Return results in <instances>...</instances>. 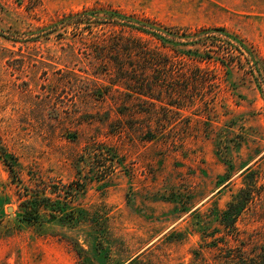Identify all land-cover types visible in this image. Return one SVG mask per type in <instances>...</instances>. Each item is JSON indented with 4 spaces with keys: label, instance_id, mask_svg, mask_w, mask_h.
Segmentation results:
<instances>
[{
    "label": "rangeland",
    "instance_id": "rangeland-1",
    "mask_svg": "<svg viewBox=\"0 0 264 264\" xmlns=\"http://www.w3.org/2000/svg\"><path fill=\"white\" fill-rule=\"evenodd\" d=\"M100 7L186 36L223 27L231 39L200 61L129 25L61 28L64 15ZM116 57L130 75L169 74L161 98L113 84ZM140 57L173 65L131 70ZM252 173L259 192L226 225ZM28 187L62 199L64 214L49 205L26 220ZM132 259L264 264V0H0V264Z\"/></svg>",
    "mask_w": 264,
    "mask_h": 264
},
{
    "label": "trees",
    "instance_id": "trees-1",
    "mask_svg": "<svg viewBox=\"0 0 264 264\" xmlns=\"http://www.w3.org/2000/svg\"><path fill=\"white\" fill-rule=\"evenodd\" d=\"M62 23L61 28L74 27L77 30L82 26H90L92 23L106 22L120 25H129L142 32L152 34L155 36L163 45L169 46L175 50H179L182 55L188 56L190 58H195L200 61L205 60L206 58L212 59L213 55L209 52H218L216 49H213L214 46H218L217 42L220 41L221 37H226L231 39L230 33L226 31L223 27H207L200 29L197 33H194L193 36H186L184 34H179L174 31L173 27L160 26L154 27L152 23L148 20H136L131 15H127L114 8H104L100 7L99 9L91 8L84 9L77 12H72L64 15L60 20ZM58 24L52 26L54 32L57 31ZM52 30V29H51ZM52 32V31H50ZM237 42V41H236ZM220 47V46H219ZM99 47H90L91 50H97ZM130 48V45L123 47ZM208 48V49H206ZM236 50L243 54L242 49L244 45L242 43H237L234 47ZM117 54H122V45L117 44L113 47ZM100 61L105 64H112L110 60L106 59V53L109 51L105 48H100ZM209 51V52H208ZM235 51H232L234 53ZM146 53V52H145ZM145 56V55H144ZM146 57V56H145ZM145 57H140L139 65L132 63V69L135 71H146L149 68L154 70L161 69H170L173 63L168 59L161 60L159 57H152V59L147 62ZM148 57V56H147ZM151 58V56H149ZM219 61L222 65L226 66L229 70L231 64L237 63L239 66L241 64V58L239 55H230V59L226 56L221 55ZM255 64V63H253ZM113 65L116 66L117 75L113 79V84L124 85L131 89L134 94L149 96L159 100L161 96L157 92V87L160 85L159 82L166 80L164 78H171L168 75L160 74L161 77H156L154 80L146 77L145 73L140 75H130L127 73L128 67L125 62L116 57V61L113 62ZM151 65V67L146 66ZM161 86V85H160ZM7 160V159H6ZM10 165L11 171L15 173L14 166L7 161ZM250 170V169H249ZM251 174L250 183L247 186L243 187L239 193L233 198V200L228 204L225 211H223V221L226 225H233L239 215L247 207L249 202L254 198L256 192H259L257 182L258 176ZM19 180V179H18ZM44 195H41L40 191L36 188H27L26 193L22 197L21 205L24 207V218L28 221H38L41 218L42 208L47 209L49 205H52V211L49 213L52 218H57L59 215L64 214L65 212V202L62 199H53L51 196L43 192ZM135 261L132 259L127 264H134Z\"/></svg>",
    "mask_w": 264,
    "mask_h": 264
}]
</instances>
